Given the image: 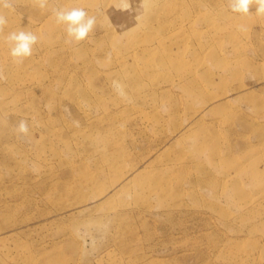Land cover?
<instances>
[{"label":"rangeland","instance_id":"374dc122","mask_svg":"<svg viewBox=\"0 0 264 264\" xmlns=\"http://www.w3.org/2000/svg\"><path fill=\"white\" fill-rule=\"evenodd\" d=\"M11 2L0 264H264L256 4L245 15L230 0ZM61 8L96 18L85 40L68 42ZM13 31L38 37L22 64Z\"/></svg>","mask_w":264,"mask_h":264},{"label":"clouds","instance_id":"9594fccd","mask_svg":"<svg viewBox=\"0 0 264 264\" xmlns=\"http://www.w3.org/2000/svg\"><path fill=\"white\" fill-rule=\"evenodd\" d=\"M37 2L40 8H44L47 0H37ZM253 2L256 4V14L264 15V0H230V10L234 13L249 14L250 5ZM12 6L11 0H0V9H11ZM53 14L57 24L66 26L68 42L85 40L96 24V18L89 16L83 8L55 9ZM6 23V17L0 12V30ZM6 40L9 44L10 56L17 64H22L25 58L31 57L33 46L38 43V37L32 32L26 31L10 32ZM0 79H3L2 73H0ZM113 86L119 94H124L123 88L118 82H114ZM16 131L21 135H27L29 132L28 122L20 120Z\"/></svg>","mask_w":264,"mask_h":264}]
</instances>
